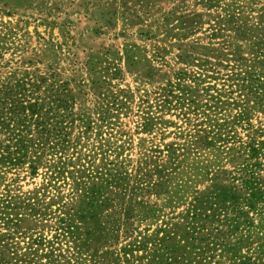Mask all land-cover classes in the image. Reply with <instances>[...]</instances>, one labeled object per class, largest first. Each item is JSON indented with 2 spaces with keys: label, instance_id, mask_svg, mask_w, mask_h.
Returning <instances> with one entry per match:
<instances>
[{
  "label": "rangeland",
  "instance_id": "obj_1",
  "mask_svg": "<svg viewBox=\"0 0 264 264\" xmlns=\"http://www.w3.org/2000/svg\"><path fill=\"white\" fill-rule=\"evenodd\" d=\"M262 33L264 0H0V98L10 85L9 96L39 94L42 110L58 116L65 133L60 151H46L34 171L28 160L0 168V198L18 206L0 210V264H150L153 239L143 236L183 212L216 171L232 172L243 160L230 143H190L194 115L186 123L181 106L159 108L157 102L168 97L175 103L170 95L178 93L177 84L186 86L200 109L204 102L214 106L211 122L236 123L233 116L245 108L264 140V67L249 53L258 37V47L264 46ZM254 90L261 93L256 100ZM148 110L167 122L142 130ZM241 122L235 128L243 137ZM5 138L0 133V142ZM171 143L186 147L174 166L166 152L149 150ZM59 156L63 173L50 180L47 164ZM144 159L149 168L158 163L168 169L164 192L128 194L145 206H137L127 223L113 224L108 238L91 240V225L74 216L81 207L77 176L89 185L87 172L109 163L111 171L133 177ZM260 178L264 182V167ZM150 179L158 181L156 174ZM247 211L252 224L242 232L252 247H264V199ZM206 259L200 264H232L218 255Z\"/></svg>",
  "mask_w": 264,
  "mask_h": 264
},
{
  "label": "trees",
  "instance_id": "obj_2",
  "mask_svg": "<svg viewBox=\"0 0 264 264\" xmlns=\"http://www.w3.org/2000/svg\"><path fill=\"white\" fill-rule=\"evenodd\" d=\"M262 34L264 35V33ZM262 40L263 38L258 37L252 44L254 48H251L249 53L258 54L259 58L256 63L264 67V46L258 47ZM252 65L254 66V64ZM229 69L232 70L231 73L237 74L233 71L234 67L231 66ZM246 73L253 74V72L247 71ZM245 79L251 80L249 76ZM8 89L7 97L0 98V133L7 134L4 142H0V168L15 167L28 160V167L34 171L36 160L44 156L46 151L56 154L60 151L65 141L63 138L65 136L64 127L57 120L58 116L52 114L50 110H42L43 106L38 101L39 94L34 96V92H27V95L23 93L17 98L16 95L9 96V94H13L14 86L10 85ZM38 89L39 86L35 85V91ZM176 89L178 93L170 95L175 99V103L171 104L172 101L168 97H164L163 100L157 102V106L159 108L166 105L181 106L180 111H183V119L186 123H190V113L194 115L195 122H192V126L196 127L193 133L195 138L190 140V143L191 141L197 143L199 147L213 146L216 142L230 143L229 149L232 144L233 149L243 156V160L232 172L224 169L216 171L210 177L213 182L209 188L197 192L183 212L163 222L152 234L143 236L145 242L153 239V244H151L153 253L146 257L147 260L150 264L153 262L157 264H175L177 262L200 264L202 261L206 262V258L211 260L218 255L227 258L232 264H264L263 245L252 247L247 234L245 236V233L242 232V230H246V233L249 232L252 224L247 208L254 209L255 203L264 199V182L260 178V171L264 167L261 161V158H264V140L260 139L262 138L261 128H254V125L248 122L244 114L245 108L233 116L236 123L229 120L219 123L215 120L211 122L208 119V112L214 106H209L204 102L202 103L204 107L200 109L201 105L199 106L194 100L187 98L189 95L194 96L192 91L190 92L186 86L179 84ZM256 90L252 93L254 100L261 95ZM210 97L222 103L218 97L212 95ZM258 102L260 103V100ZM149 107L151 108L148 105ZM151 114V111L148 110L141 118L140 127L142 130L150 131L157 121H161L159 124L167 122H164L161 117L156 120L155 116H151ZM240 122H245L244 127L240 126V129L245 132L243 137L236 134L235 127ZM205 123L208 124V127ZM229 123L231 125H228ZM33 135H35L34 138ZM189 135L192 136V134ZM186 145H188L187 142ZM179 149H186L185 143L175 146L171 143L164 145L163 148L155 146L149 150L159 154L166 152L167 161H170L174 166L181 154ZM58 159V161L52 160L51 164H47L48 167H51L48 176L50 180L61 177L63 173L61 161L63 157L59 156ZM143 161L136 169L139 174L133 177L127 174L126 170L119 171L114 168L111 171L113 168H108L109 163L104 165L103 170L95 168L87 172L86 178L91 181L89 185L82 179L83 176H77L82 190L81 207L74 213V216H77V221L83 225H91L87 233L91 236V240L95 237L108 238L113 230V224L116 222L118 224L127 223L137 206H145L142 200L134 198L133 201H130L133 197H129L128 194L137 195L145 189L164 192V187L168 185L165 178L168 169L158 163L149 168L146 159ZM153 174L158 177L157 182L150 181ZM218 180L229 181V183H218ZM238 181L239 184H237ZM79 183L77 182V185ZM143 186L147 188H143ZM16 203L17 200L11 203L0 198V210L8 207L16 209L18 207ZM103 209H110V211L107 214H101ZM0 213L4 212L0 211ZM102 215L105 218L103 221L99 219ZM115 215L117 218H114ZM67 228V231L71 233L69 225ZM181 244H184V247ZM133 245L136 247L138 244ZM244 248L246 251H243ZM142 249L146 250L144 247ZM175 250H180L177 258L171 254ZM159 257L161 263L158 262ZM195 257H199L200 260H196Z\"/></svg>",
  "mask_w": 264,
  "mask_h": 264
}]
</instances>
